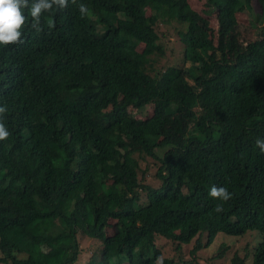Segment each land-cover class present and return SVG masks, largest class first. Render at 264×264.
Segmentation results:
<instances>
[{"label":"trees","instance_id":"obj_1","mask_svg":"<svg viewBox=\"0 0 264 264\" xmlns=\"http://www.w3.org/2000/svg\"><path fill=\"white\" fill-rule=\"evenodd\" d=\"M253 1L207 0L216 29L190 0H78L87 17L69 2L45 13L42 32L27 26L22 44H0V119L10 132L0 140V260L81 264L79 231L115 225L86 264H187L165 257L159 239L180 253L195 243L196 254L219 233L251 231L260 239L231 264H264V152L255 146L264 138V0L257 37L237 47L231 36ZM161 22L184 27L188 69L156 67ZM150 104V120L129 111ZM40 124L46 145L33 134ZM165 125L181 137L157 143L154 128ZM168 145L161 158L156 149ZM136 153L160 160L157 187L141 182ZM213 185L231 199L210 197Z\"/></svg>","mask_w":264,"mask_h":264},{"label":"rangeland","instance_id":"obj_2","mask_svg":"<svg viewBox=\"0 0 264 264\" xmlns=\"http://www.w3.org/2000/svg\"><path fill=\"white\" fill-rule=\"evenodd\" d=\"M194 10L198 11L201 15L206 16L210 20V24L217 29L216 13L211 12L207 14L210 8L207 5V0H190ZM252 9L246 12H240L237 15L236 26L231 27V36L235 46L241 47L243 41L255 39L257 37L259 29V16L257 13L261 12V5L257 0L252 2ZM183 26L177 22L164 23L161 22L158 26V31L161 36L160 42L164 46L165 54L161 56L160 60L156 63V67L159 70H166L171 66H183L186 69L189 64L184 60V43L182 42L180 30H183ZM217 41H219L216 36ZM142 51V47L139 48ZM194 82V80L192 81ZM129 111L136 117L144 120H150L154 117V106L152 104L147 105L144 108L136 109L130 107ZM171 125H165L163 129L161 127L154 128V134L156 136V142L174 141L181 137V132L172 133L171 135H165L164 133L170 128ZM172 145L167 147L160 146L156 149V153L162 158L168 152H173ZM139 159V178L141 182H145L152 187H157L160 179L157 176V171L161 165L159 159L148 156L139 155L136 153ZM114 223V221H112ZM117 232L115 225H111L103 231L99 236H95L93 233L86 232L82 235V246L86 250L80 257L79 262L86 264L92 257V246L97 250L102 240L101 238L107 236H113ZM81 236V234H80ZM260 236L257 231H251L244 236H230L227 234L219 233L216 239L209 245L206 244L194 254L192 249L195 243L186 245L182 248L181 253L175 250V245L166 240L159 239L158 245L163 251L165 257H174L177 254L183 255L184 262L187 264H231L235 254H239L241 257L245 254V246L254 245L252 240H259ZM86 242V244H85ZM207 242V237L202 241V244ZM43 249H47V245L42 243ZM179 255L176 257L178 259ZM0 264H11L2 262ZM250 264V263H249Z\"/></svg>","mask_w":264,"mask_h":264},{"label":"clouds","instance_id":"obj_3","mask_svg":"<svg viewBox=\"0 0 264 264\" xmlns=\"http://www.w3.org/2000/svg\"><path fill=\"white\" fill-rule=\"evenodd\" d=\"M69 2L77 7L81 18L89 15L88 6L84 3H78V0H0V44L8 45L11 48H15V44H22L27 26L37 33L42 32L45 27V24L42 23V17H44L45 13H54L55 11L67 9ZM46 27L49 32L54 29V20L46 19ZM6 111V106H0V117ZM48 132L49 128L40 124L35 128L33 134L41 143L46 145L45 139ZM9 135L10 132L5 123L0 119V140H6ZM255 146L261 152H264V138H257ZM209 196L227 202L231 199L232 193L226 187L213 185L209 190ZM214 210L216 212L223 211V205L217 204ZM80 234L82 236L84 232L80 230ZM163 260V256L157 257L156 264H163ZM2 262L8 263L0 260V263Z\"/></svg>","mask_w":264,"mask_h":264}]
</instances>
